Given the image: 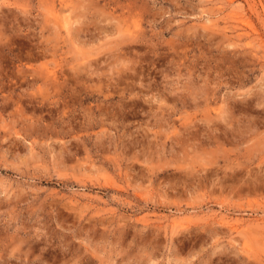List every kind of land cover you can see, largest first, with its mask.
Segmentation results:
<instances>
[{"label":"rangeland","instance_id":"rangeland-1","mask_svg":"<svg viewBox=\"0 0 264 264\" xmlns=\"http://www.w3.org/2000/svg\"><path fill=\"white\" fill-rule=\"evenodd\" d=\"M0 264H264V0H0Z\"/></svg>","mask_w":264,"mask_h":264}]
</instances>
